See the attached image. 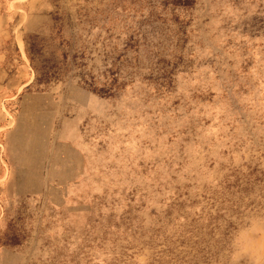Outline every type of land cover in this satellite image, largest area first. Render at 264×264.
Segmentation results:
<instances>
[{
	"label": "rangeland",
	"instance_id": "rangeland-1",
	"mask_svg": "<svg viewBox=\"0 0 264 264\" xmlns=\"http://www.w3.org/2000/svg\"><path fill=\"white\" fill-rule=\"evenodd\" d=\"M0 264H264V0H0Z\"/></svg>",
	"mask_w": 264,
	"mask_h": 264
},
{
	"label": "trees",
	"instance_id": "trees-1",
	"mask_svg": "<svg viewBox=\"0 0 264 264\" xmlns=\"http://www.w3.org/2000/svg\"><path fill=\"white\" fill-rule=\"evenodd\" d=\"M29 55H30V58H31V60H32L33 58H32V56H31V54H29ZM39 81H42V80L39 78Z\"/></svg>",
	"mask_w": 264,
	"mask_h": 264
}]
</instances>
